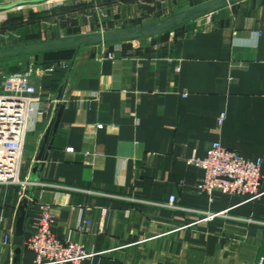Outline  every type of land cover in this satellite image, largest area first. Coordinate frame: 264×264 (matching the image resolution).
<instances>
[{"label": "crops", "instance_id": "1", "mask_svg": "<svg viewBox=\"0 0 264 264\" xmlns=\"http://www.w3.org/2000/svg\"><path fill=\"white\" fill-rule=\"evenodd\" d=\"M25 1L38 0H0V6ZM207 1L30 4L26 16L0 13V42L138 27ZM25 58L68 62L70 69L36 81L41 115L25 134L20 170L30 184L26 192L0 186V264H34L24 241L40 205L52 207V230L61 241L81 243L93 255L84 264H264V164L262 195L246 201L199 193L203 171L188 163L204 159L214 143L264 162V0L147 40ZM61 87V121L33 176ZM26 197L25 235L17 237ZM222 212L211 220L203 214Z\"/></svg>", "mask_w": 264, "mask_h": 264}, {"label": "built area", "instance_id": "2", "mask_svg": "<svg viewBox=\"0 0 264 264\" xmlns=\"http://www.w3.org/2000/svg\"><path fill=\"white\" fill-rule=\"evenodd\" d=\"M64 5V0H51L47 8ZM108 56L112 58L111 54ZM69 69L68 62L38 65L32 59L24 72H0V186L17 185L26 192L30 183L20 178L25 134L30 124L41 115L36 81ZM225 119L226 115L221 114L220 126ZM188 163L203 171L197 187L201 194L221 193L243 197L246 201H255L262 195L263 159L249 160L220 143H214L204 159H192ZM174 203L173 198L170 206L173 207ZM203 214L205 220H211L224 216L225 212ZM52 226V207L40 205V213L33 219L31 232L24 241V247L35 255L34 264H84L93 257L83 244L61 241Z\"/></svg>", "mask_w": 264, "mask_h": 264}, {"label": "water", "instance_id": "3", "mask_svg": "<svg viewBox=\"0 0 264 264\" xmlns=\"http://www.w3.org/2000/svg\"><path fill=\"white\" fill-rule=\"evenodd\" d=\"M244 1L247 0H209L156 22L138 27L93 32L69 37H60L55 39L38 40L1 46L0 62L25 57H36L42 54L60 53L80 50L84 48L125 44L147 40L170 33L191 22L208 17L212 14L240 4ZM44 2V0L32 2L25 1L13 6H0V13L8 12L16 7L26 6L30 4H41ZM63 89L64 87H61L59 90V103L56 106L53 120L40 143L39 153L36 159L37 163L33 171V176L36 175V171L40 169L42 163L47 160V156L51 149L54 136L59 127L64 109V105L60 103L62 99ZM31 182L33 183L34 181L31 180ZM29 205L30 201L28 197H26L19 206L15 226V233L17 237H24L25 235Z\"/></svg>", "mask_w": 264, "mask_h": 264}, {"label": "rangeland", "instance_id": "4", "mask_svg": "<svg viewBox=\"0 0 264 264\" xmlns=\"http://www.w3.org/2000/svg\"><path fill=\"white\" fill-rule=\"evenodd\" d=\"M73 0H71V2H72ZM75 2L76 1H78V0H74ZM45 2H47L49 5H50V3H51V0H48V1H45ZM69 3V2H68ZM74 3V2H73ZM47 4V5H48ZM31 5H26V6H24L25 8H23V10H20V11H11V12H9V13H6V12H4L3 14H1V15H4V14H6L7 16L5 17V19L7 18H9V17H13V16H23V15H27L28 14V12L30 11V9L31 8H29ZM50 7V6H49ZM63 7V6H62ZM79 6H73V9H79L78 8ZM57 8V7H56ZM177 10H182V9H177ZM183 10H185V9H183ZM89 12L90 13H96V12H99V9L97 10L96 8H93V9H89ZM181 12V11H180ZM173 14H176V13H172V15ZM165 16V15H164ZM164 16H160V15H154L153 17H150V18H148L146 21H145V23H144V25H146V24H149V23H152V22H156V21H158V20H161V19H163V17ZM165 18V17H164ZM142 26V25H141ZM137 27V26H136ZM128 28H133V27H128ZM124 29V28H123ZM113 30H115V29H113ZM103 31H109V30H103ZM95 32H100V31H95ZM102 32V31H101ZM93 33V32H92ZM22 42H29V41H25V40H23V38L22 39H17V38H15V39H9V40H6V41H4V42H0V44L1 43H3V44H5V45H13V44H18V43H22ZM30 58H21V59H17V60H10V61H3V62H0V72H3V73H6V74H13V73H21V72H24V68H26L27 66H28V63H30L28 60H29ZM26 61H28V62H26ZM31 61H32V59H31Z\"/></svg>", "mask_w": 264, "mask_h": 264}, {"label": "trees", "instance_id": "5", "mask_svg": "<svg viewBox=\"0 0 264 264\" xmlns=\"http://www.w3.org/2000/svg\"><path fill=\"white\" fill-rule=\"evenodd\" d=\"M8 22H9V24H10V20L6 21V23H5V24H7Z\"/></svg>", "mask_w": 264, "mask_h": 264}]
</instances>
